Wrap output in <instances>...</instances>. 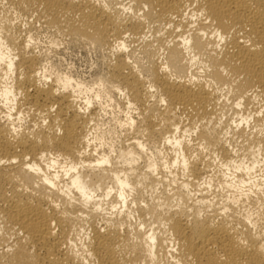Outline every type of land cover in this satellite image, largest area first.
I'll return each instance as SVG.
<instances>
[{
    "label": "bare ground",
    "instance_id": "bare-ground-1",
    "mask_svg": "<svg viewBox=\"0 0 264 264\" xmlns=\"http://www.w3.org/2000/svg\"><path fill=\"white\" fill-rule=\"evenodd\" d=\"M9 1L118 51L128 37L146 54L156 42L153 83L122 54L112 76L128 103L147 106L145 115L151 89H159L172 120L163 130L143 119L141 131H164L161 145L171 151H148L137 139L108 153L94 146L92 99L64 92L75 81L70 75L36 67L30 29L0 24V220L15 235L8 243L0 239V264H264V0ZM17 37H25L20 47ZM218 87L231 93L226 107L218 104ZM28 102L41 114L36 132L19 125ZM135 123L130 118L127 125L138 130ZM193 130L214 148L222 197L193 192L186 180L173 195L162 189L138 196L130 175L142 162L150 183L167 181L158 177L162 166L210 185L207 164L190 156L188 140L179 136ZM231 132L242 139L237 147ZM108 196L116 205L97 224ZM79 223L89 230L82 254L74 250Z\"/></svg>",
    "mask_w": 264,
    "mask_h": 264
},
{
    "label": "rangeland",
    "instance_id": "rangeland-1",
    "mask_svg": "<svg viewBox=\"0 0 264 264\" xmlns=\"http://www.w3.org/2000/svg\"><path fill=\"white\" fill-rule=\"evenodd\" d=\"M104 1L108 6L111 5L110 0ZM122 3L126 4L128 2L126 0ZM126 12L130 13L129 11H125L122 15H129L126 14ZM134 12L137 14L140 13L135 9ZM36 16L37 12L27 10L16 2L0 0V24L5 26V30L7 29V25L12 22L16 26L23 24L26 29H30L29 31L33 38V44L30 47V51L34 55H39L36 67H44L46 73L52 75L55 73L58 75H70L75 81H72L64 92L70 95L75 94L82 100L86 97L92 99V105L89 108L88 115L92 121L93 132H96L98 135V138L94 140L93 145L96 147H102L103 151L108 153L110 151V146H113V149L117 150L120 147H126L132 139H137L148 145L150 148L148 151H152V149L160 150L162 152L171 151L169 145H161L160 132L164 131H141V129L145 127V121L143 119L155 121L159 124L157 128L159 129L163 127V130L164 126L172 120L169 119L170 117L168 115L169 103L166 99L165 101H161V98L165 97L159 89L156 87L151 89L153 97H151L148 102V106L151 107L149 114L145 115L143 113L144 107L147 106L137 105L134 101L128 103L124 87L112 76V66L117 60L116 55L122 54L132 67L140 70L143 76L151 81L150 66H152V60L156 62V42L150 45V52L146 54L138 41L132 37H128L125 40L124 50L118 51V47L112 43H106L103 40L92 41L87 38L85 39L78 34L69 33L67 29L60 27L56 28L55 25L52 26L48 21H45L47 19L40 17L37 18ZM28 25L29 27H26ZM8 33L11 32L8 31ZM17 38L18 43H16V47H20L22 46V41L25 37H22V39L20 37ZM7 41L11 40L8 39ZM3 46H5V43H3ZM151 83H153V81H151ZM146 84L148 85V82ZM117 87H120L121 91H119ZM224 88L226 87H218L216 88V92L219 97L218 104L226 107L232 102V98L230 97L231 93H228ZM60 90L62 91L63 89L60 87ZM77 104L79 105V103ZM82 105L83 104H80L79 106L81 110L84 109ZM20 110L24 117V120L19 124L22 125L21 128L29 129L28 131H38L41 123L39 109L32 103L28 102L23 104V106L20 107ZM228 114H230V112H228ZM224 117L225 116L221 117L223 121L220 119V122L223 123L227 119L226 117L224 120ZM130 118L136 122L135 126L138 127V130H131L127 125ZM216 119H218V117ZM216 119H214V121ZM182 124L184 125L185 122ZM194 126L195 125L192 127ZM191 132V136L182 134L179 136L181 139L183 138L185 144H187L188 140L189 155L192 156L194 153L198 154V156L200 155L203 161H205V165L207 164L205 170L208 172L206 171V174L208 173L207 175H212L213 178L210 185L204 184L201 178H199V180H192L190 176L182 175L181 170L177 167L172 168L171 173L169 174L162 166L157 170L158 177L166 176L167 181L164 184L158 181H152L150 183L146 178V175L148 174L146 163L142 162L133 168L134 172L130 175L133 186L136 185L135 193L138 196L141 195L144 198L150 195L156 196L159 195L162 189L163 191L166 189L168 193L173 195L175 193L172 192L177 190V186H179L178 183L186 180L190 184L189 188L193 192L200 193V191H202L206 196L208 195L209 198H212L213 195L215 199V195H217V198L222 197L221 194H223V190L218 186L222 167L218 164L217 158L213 153L214 148L212 145H206L208 143H204L198 138L197 134L199 131L193 130ZM213 132V136H216L215 132L216 134L220 133V131ZM234 134L231 132L228 137L230 142L232 141V145L234 144L233 146L236 145L235 147H237L240 145L242 139L241 137L239 138L237 134ZM118 167L119 169L130 172L128 166L118 165ZM102 202L103 211L98 215H95L94 218V222L97 224L103 222L105 217L110 215L113 211L110 205H116L117 200L115 202L111 196H108L103 197ZM79 224L81 226L78 227ZM79 224L76 226V234L74 235L77 244V247L74 248V250H76L77 253L82 254L86 244L85 237L89 230L83 223ZM14 236V232L4 226L0 220V239L2 238L8 243L13 240ZM81 243H84L83 246Z\"/></svg>",
    "mask_w": 264,
    "mask_h": 264
}]
</instances>
